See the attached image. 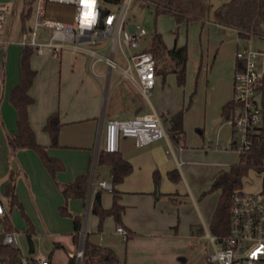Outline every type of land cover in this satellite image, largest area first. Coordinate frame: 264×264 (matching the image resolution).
Masks as SVG:
<instances>
[{
    "label": "crops",
    "instance_id": "obj_1",
    "mask_svg": "<svg viewBox=\"0 0 264 264\" xmlns=\"http://www.w3.org/2000/svg\"><path fill=\"white\" fill-rule=\"evenodd\" d=\"M209 1L210 18L194 21H199L202 25L211 24L218 36H225L234 43V51L229 56H221L219 53L218 58L229 68L230 72L225 77L228 82L232 78L233 85L231 72L234 73L236 51L244 47L264 49V36L242 39L236 29L216 23L213 10L229 0ZM58 6L60 5L49 6V9L55 11L56 18L69 21L73 6L61 5L67 8L65 13L53 8ZM171 18L174 24H169L170 43L164 40L167 48L174 45L179 48L185 45L187 48L183 41L180 42L179 33L181 26L188 22H177ZM12 23L13 20L7 25L4 36L16 46H10L9 42L0 46V181L4 180L0 183V189L8 207L6 185L10 175L14 174V191L20 204L14 206L23 212L24 204L31 216V220L26 218L24 229L27 238L30 233L32 239L29 255L39 257L43 237L45 240V237L52 239L55 236L53 243L67 251V260L78 248L80 236L76 244L73 240L72 217V223L66 224L63 229L52 233L47 231L46 236L39 235L43 234L42 226H45V230L49 228L45 219L46 212L51 207L55 209L66 204L70 212L80 216L83 208L82 227L85 229V236L93 244L110 248L117 257L118 264H178L180 255L184 252V244H191L197 236L205 238L206 230L209 231L208 226L217 203L215 196L203 192L209 189L219 170L234 164L220 159L224 151L229 150L220 146L228 145L233 133L232 127L222 116V107L232 99L233 89L221 90L217 93L215 102H205L202 111L197 110V103L190 107V111H185L189 84L185 79L186 69L180 72L179 66L176 72L165 71L172 67L170 64L157 68L156 83L147 100L122 76L121 71L126 68L127 61L121 49L120 60L124 66L115 61L114 52L113 59L117 67H112L108 75V66L104 61H97L103 67L96 71L95 63L92 72L88 65V56L84 53L66 48L56 55L46 48L41 54H37L43 56L37 60L34 51L29 57V64L36 71L29 88L34 102L27 107V112L36 140L45 145L48 154L59 163L58 170L52 174L34 150L22 148L12 152L7 142L8 137L17 132V112L10 102L9 94L21 77L20 58L24 47L18 41L20 33L30 25L31 17L23 29L19 15L18 34L14 39L11 37ZM126 23L129 27L134 26L128 21ZM84 45L97 49L103 56L110 55L106 38L98 40L94 46ZM145 48L140 44V50ZM9 50H12L10 57ZM124 51L126 52L125 48ZM16 56L17 59L12 65L13 72L8 75L9 58L15 60ZM261 102L264 105L262 99ZM153 110L167 121L164 124L166 138L154 140L141 147H137L131 137L120 139L118 152L132 164L131 173L114 186L119 191V203L123 206L121 222H115L109 235L107 231L96 233L94 228L98 218L91 214L90 227L87 229L90 204L96 191L100 189L97 181H110L109 165H98L95 154L100 124H105L109 119L131 118ZM55 111L59 113L63 123L59 133V146L56 147L50 145V137L44 130L47 116ZM173 128L179 131L182 129V136H171ZM88 171L90 178L94 176L92 192L89 179L84 200L70 198L66 201L61 193L62 185ZM172 171L175 178L170 177ZM154 173L158 174L159 180L156 192ZM16 192L21 194L20 199ZM215 192L219 196V191ZM101 201L106 208L112 204V200L110 203L107 198ZM53 217H56V212ZM112 218L108 217L109 220ZM118 225L127 231L125 238L116 231ZM20 235L21 233L19 237ZM57 247L53 246L49 255L43 256L48 258L49 264H52V253Z\"/></svg>",
    "mask_w": 264,
    "mask_h": 264
},
{
    "label": "built area",
    "instance_id": "obj_2",
    "mask_svg": "<svg viewBox=\"0 0 264 264\" xmlns=\"http://www.w3.org/2000/svg\"><path fill=\"white\" fill-rule=\"evenodd\" d=\"M104 0H94L89 5L81 0H36L30 25L20 33L19 44L22 47H32L41 54L46 48L56 55L63 49H71L88 56V65L93 72L97 61H104L108 72L117 67L113 54L120 47L125 55L127 66L122 69V76L132 83L148 100L156 83V62L153 54L146 49H139L140 39L146 30L139 25L129 29L126 23L127 11L132 0H105L117 4L115 9L103 5ZM10 0L0 1V46L9 42L4 36L10 14ZM148 6L154 3L145 2ZM54 5L73 6L71 19L56 18L55 11L49 9ZM101 10H106L100 16ZM21 14V13H20ZM19 14V15H20ZM13 17V15H12ZM11 17V18H12ZM102 20V26L99 21ZM50 30L45 41L38 40L39 28ZM108 39L109 56L101 55L94 46L100 39ZM126 49V52L124 51ZM236 62H242L241 69L234 66L233 95L235 103L229 116L225 119L232 127V138L223 149L237 150L238 154L248 150L261 125V113L264 105L259 99L263 90L260 89L264 78V49L244 47L235 53ZM103 133V144L101 135ZM131 137L137 147L144 146L154 140L166 138L167 133L162 116L156 111L138 114L131 118L109 119L98 128V143L95 154L99 150L117 152L120 139ZM176 137H178L176 135ZM261 185L257 191L235 190L230 207L229 230L226 235L217 236L206 230V239L212 245V252L206 257V264H264V171L261 172ZM94 176L90 178V192L93 190ZM97 187L112 190L113 185L108 180H98ZM8 214L5 197L0 192V217ZM116 231L126 237L127 231L121 225ZM2 232V243L18 252L17 259L0 257V264H49L47 257H37L24 254L20 249L19 232L15 229ZM79 246L72 254L75 264H80L83 255L85 230L79 231Z\"/></svg>",
    "mask_w": 264,
    "mask_h": 264
},
{
    "label": "trees",
    "instance_id": "obj_3",
    "mask_svg": "<svg viewBox=\"0 0 264 264\" xmlns=\"http://www.w3.org/2000/svg\"><path fill=\"white\" fill-rule=\"evenodd\" d=\"M150 1L155 4L153 12L155 18L160 14L173 17L177 22H189L193 20H208L211 16V4L209 0H140ZM31 9L23 10L20 14L22 28L25 29L27 20L31 17ZM214 21L220 25L237 30L238 36L242 39L264 36V0H229L223 2L213 10ZM150 51L156 62L157 68L164 64L172 65L165 71L184 72L188 59L186 46L177 47L174 45L167 48L163 36L156 29L153 31L148 46L145 48ZM34 52L32 47H24L20 58L21 77L19 82L10 91L9 99L17 112V132L8 137V145L12 152L18 149L30 148L34 150L42 160L43 164L54 174L59 163L47 152V147L36 140L35 134L30 126L27 107L34 102V98L29 94V88L33 82L36 71L29 64V57ZM242 62H235V68L241 69ZM260 89H264V78ZM233 100L225 103L222 107V116L226 119L234 106ZM261 125L259 132L254 138L251 147L239 153V160L231 164L227 169H221L213 178L208 190L203 194L218 190L219 196L214 209L209 232L213 235L223 236L228 233L230 222V207L232 195L235 190L242 187L243 178L250 168L258 172L264 171V107L261 113ZM63 123L57 111L50 113L44 124V130L50 137L51 146H59V133ZM183 130L171 129V136H182ZM97 164H108L110 171V181L113 188L112 204L110 207H103L101 203L102 189H98L92 198L90 211L98 218V231L102 229L103 220L112 216L116 224L121 222L123 206L119 203V191L114 187L129 175L132 171V164L117 152H106L100 149L97 156ZM173 171L170 177L175 178ZM14 174L10 175V180L6 185V195L9 197V210L14 205L20 204L16 200ZM90 179V171L81 173L74 180L62 185L61 193L67 201L70 198L84 200L87 196ZM158 174L154 173L155 192L158 190ZM59 211L63 215H69L73 219V240L77 244L79 231L82 227V217L70 212L66 204L60 206ZM2 229L10 231L13 229L8 214L0 217ZM127 236V235H126ZM28 241L32 245L31 234L28 233ZM57 247V243L54 244ZM0 257L17 259L18 252L2 243V232H0ZM118 264V259L113 251L108 247H103L91 243L85 236L83 244V255L80 264ZM66 264H75V257L70 255Z\"/></svg>",
    "mask_w": 264,
    "mask_h": 264
},
{
    "label": "rangeland",
    "instance_id": "obj_4",
    "mask_svg": "<svg viewBox=\"0 0 264 264\" xmlns=\"http://www.w3.org/2000/svg\"><path fill=\"white\" fill-rule=\"evenodd\" d=\"M9 4H10V14L7 25H9L11 20H13L11 37L14 39L18 34L19 14L23 10H27L29 7H32L31 9V16H32L34 12L36 0H10ZM103 5L110 7L112 9H115L117 7V4H113L105 0L103 1ZM53 8H55L58 12L61 13L63 12L65 13L67 11V8L61 5ZM152 8L153 6H148L143 1L132 0L130 7L127 11L126 20L128 21V23L133 25H139L140 27H143L147 31L146 34L140 39V44H142L143 48L148 46L153 31L155 29L162 34L164 40L170 43L169 31L171 30H169L170 27L169 24L170 23L174 24L173 19L170 16H165V15L164 16L159 15L157 18H155ZM11 17L13 19H11ZM49 34H50L49 29L40 27L39 35L37 39L42 40L44 39V37L47 38ZM179 35H180V42L183 41V44H186L188 49V59L185 66L186 69L185 79H187L186 81L189 84V88H188L189 91L187 94L185 111L189 110L190 107L192 108V105L194 106L196 103H197V110L202 111L205 102L208 100H212V102H215L217 93L221 92V90L229 89L230 91H232L233 89L232 78H230V81L228 82L226 81V77H225L226 73H229L230 70L228 67L222 64L220 62L221 60L220 59L218 60V58L220 56L219 53L221 54V56H225V57L229 56L230 53L234 51L235 46L234 43L230 42L225 36L222 38L221 36H218L219 34L214 32L213 26L211 24L204 23L202 25L201 22L194 20L189 21L187 25L181 26ZM221 39L223 40L221 41ZM10 42L11 41H9L10 46H16L14 45V42L11 43ZM15 53L17 55V52ZM8 54L10 57L11 56L10 54H12V50H9ZM37 54L38 53L34 55L35 59L40 60L43 56H39ZM16 59L17 56L15 57V60L9 58L10 67L9 70L7 71L8 75L12 74L13 72L12 65L14 64V61H16ZM115 61L118 64L122 63V61L120 60L119 46H117L115 51ZM122 66H124L123 63ZM102 67L103 64L96 62L95 70L96 69L100 70L102 69ZM232 74L233 72H231V76ZM259 99H262L264 102V89L262 95L259 96ZM166 123L167 121L163 119V124ZM102 144H103V133L101 135V145ZM224 152L225 153L221 155L223 157H220V159L222 158L223 160L230 161V163H234V164L238 162L239 154L237 150L229 149L228 151H224ZM52 178L54 179V177ZM1 181L4 180L1 179ZM1 181L0 183H2ZM261 181H262L261 172H258L254 168H250L246 176L243 178L241 188H243V190L245 191H250V192L257 191L261 185ZM208 194L211 196H215L217 203L218 201L217 192L212 191L209 192ZM17 195L19 196L20 199L21 194L17 193ZM101 195H102L101 199L104 200V198H107L108 200H110L111 203L112 195L110 190L102 189ZM55 212H56V217L54 218L53 213ZM91 214H92L91 211H89L87 214V229L90 227V222L92 218ZM46 215L47 216L45 219L46 222L49 224V228H46L47 230H45L44 228L45 226H42L41 233L43 234H39L40 236H46L47 231L48 233H52L54 231L61 230L65 227L66 224L72 223L70 216L61 214L58 206L55 209L51 207L46 212ZM81 215L83 220V215H84L83 208ZM9 217L13 228L15 230L20 231L21 233L19 237V244L21 251L29 255L30 244L24 232L26 226V218L28 217L31 220V216L30 213L28 212V209L25 208L24 204H23V212L17 206H13L11 210H9ZM108 217H106L103 220L102 229L100 231H98V226H97L98 221L96 222L94 232L101 233L107 231V234L108 235L110 234V230L112 231V229L114 228L113 226H115V221L114 218L109 220ZM1 230H2V226L0 224V232ZM54 237L52 239L50 237H45V240L43 237V242H41L42 243L41 249L38 254L39 257L49 255V253L51 252L54 246L53 243V239L55 240ZM212 249L213 248L209 239H206L204 237L199 238L197 236L196 239L191 244L190 243L184 244V248H183L184 252L183 254L180 255V260H178L179 261L178 264H206V257L212 252ZM183 258H185L184 261L182 260ZM51 260H52V264H66L67 251L63 247L54 248Z\"/></svg>",
    "mask_w": 264,
    "mask_h": 264
},
{
    "label": "water",
    "instance_id": "obj_5",
    "mask_svg": "<svg viewBox=\"0 0 264 264\" xmlns=\"http://www.w3.org/2000/svg\"><path fill=\"white\" fill-rule=\"evenodd\" d=\"M0 1H4V2H6V1H8V0H0ZM114 1H116V0H114ZM105 12H106V10H101V12H100V16L102 17L103 14H105ZM99 26H102V20H101V19H100V21H99ZM129 29L132 31V30H133V27H129Z\"/></svg>",
    "mask_w": 264,
    "mask_h": 264
},
{
    "label": "snow or ice",
    "instance_id": "obj_6",
    "mask_svg": "<svg viewBox=\"0 0 264 264\" xmlns=\"http://www.w3.org/2000/svg\"><path fill=\"white\" fill-rule=\"evenodd\" d=\"M82 4L89 5L91 3H94V0H81Z\"/></svg>",
    "mask_w": 264,
    "mask_h": 264
}]
</instances>
